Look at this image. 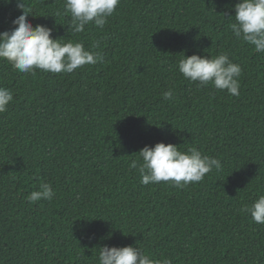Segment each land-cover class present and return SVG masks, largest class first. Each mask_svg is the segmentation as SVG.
<instances>
[{
    "label": "trees",
    "instance_id": "trees-1",
    "mask_svg": "<svg viewBox=\"0 0 264 264\" xmlns=\"http://www.w3.org/2000/svg\"><path fill=\"white\" fill-rule=\"evenodd\" d=\"M236 2L120 0L103 30L73 34L63 0H26L33 26L86 48L100 40L104 59L35 75L0 60L14 94L0 113V264H96L103 244L173 264H264V224L241 212L264 194V53L233 37L224 13ZM20 12L0 0V31ZM181 52H227L243 69L240 95L185 80ZM160 141L196 146L223 169L184 188L143 185L129 164ZM41 181L54 198L29 204Z\"/></svg>",
    "mask_w": 264,
    "mask_h": 264
},
{
    "label": "clouds",
    "instance_id": "clouds-1",
    "mask_svg": "<svg viewBox=\"0 0 264 264\" xmlns=\"http://www.w3.org/2000/svg\"><path fill=\"white\" fill-rule=\"evenodd\" d=\"M119 4L120 0H63L64 15L69 18V23L65 24L66 32L83 33L90 24L103 30ZM16 7L21 12L12 19L13 27L0 31V60H6L14 70L33 75L37 70L71 74L85 65L103 62V53L94 50L100 47V40L95 41L92 48H86L80 40L54 38L53 28L46 24L33 26L28 17L36 15L31 14L26 0H16ZM232 9L234 15L224 13V17H234V22L229 25L233 37L252 46L257 53H264V0H237ZM181 53L178 71L185 80L196 83L198 88L211 85L230 96L240 95L243 69L227 52L215 55ZM13 96L12 90L0 85V113L8 111ZM163 98L174 100V86L163 92ZM138 154L129 167L138 172L143 185L166 182L184 188L190 183L203 181L206 174L212 171L223 169L220 158L204 154L196 146L181 150L176 144L160 141L151 146L146 144ZM55 194L51 183L41 181L26 200L29 204L51 201ZM241 212L249 215L254 223L264 224V194L258 195L250 204H243ZM96 264H173V260L168 256L157 257L137 244H103L97 247Z\"/></svg>",
    "mask_w": 264,
    "mask_h": 264
}]
</instances>
